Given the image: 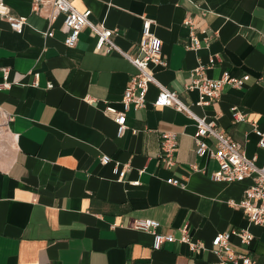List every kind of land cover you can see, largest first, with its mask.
Listing matches in <instances>:
<instances>
[{
	"label": "crops",
	"instance_id": "0c3cea01",
	"mask_svg": "<svg viewBox=\"0 0 264 264\" xmlns=\"http://www.w3.org/2000/svg\"><path fill=\"white\" fill-rule=\"evenodd\" d=\"M72 1L79 10L92 11V22L115 30V44L135 56L144 20H152L168 61L165 68L154 67L157 80L195 114L214 120L248 157L263 160L253 129L264 131V0ZM0 3L27 18L17 32L0 13V84L3 68L10 69V82L25 76L0 91V264H216L213 238L242 228L255 236L252 259L264 264V227L250 224L230 205L242 199L250 181L211 178L218 165L197 156L193 119L174 107H155L159 90L151 85L146 107L127 112L128 127L119 136L105 108L122 110L136 68L116 51L97 52L98 37L89 27L81 30L76 46L67 47L63 18L51 28L50 6L40 14L32 0ZM189 17L202 42L199 50L187 48ZM199 65L212 79L224 71L251 78L241 89L227 85L214 105L199 106L198 91L186 90ZM35 75L38 87L31 85ZM233 107L248 121L233 123ZM165 132L177 136L171 167L160 158ZM103 155L128 165L124 183L113 174V163H101ZM192 163L199 170H192ZM171 178L183 186L169 184ZM138 180L139 186L131 184ZM138 218L157 220L159 232L177 239L187 227L206 249L193 253L176 241L154 250L152 235L131 227Z\"/></svg>",
	"mask_w": 264,
	"mask_h": 264
},
{
	"label": "built area",
	"instance_id": "2783aa9c",
	"mask_svg": "<svg viewBox=\"0 0 264 264\" xmlns=\"http://www.w3.org/2000/svg\"><path fill=\"white\" fill-rule=\"evenodd\" d=\"M205 1V0H201ZM33 11L40 13L47 6H50L48 14L49 23L52 25L62 17L63 29L66 33L65 45L74 47L77 45L81 30L89 27L98 37L96 45L97 52L111 53L116 51L125 57L135 68L136 73L131 76L123 93L121 103L122 110L112 105L105 108L106 113L112 116L117 125L118 135L121 136L127 129V112L130 109L140 110L147 105V94L151 85L158 88L159 94L154 101L155 107H174L178 111L186 113L193 119L197 125L194 134L196 144V154L198 157H209L216 161L218 168L212 174L211 178L216 182L223 183H242L250 181L244 191L242 199L238 202L231 201L230 205L240 209L246 215L248 221L252 225L264 227V158L260 162L259 156L254 155L248 157L241 143L235 141L226 132L220 130L214 120H208L195 114L189 106H187L175 91H171L165 85L160 83L155 77L154 67H167L168 61L163 54V42L157 37L152 27L154 22L150 19L144 20L142 35L137 43L138 55H132L128 51H123L114 42L115 30L107 29L103 24H96L91 21V10L81 11L73 3L72 0H32ZM0 13L7 19L10 27L22 32L27 24L26 17L14 16L10 9L0 3ZM204 15V14H203ZM184 24L191 31V42L187 46L191 50H199L201 48V40L196 34V26L194 19L189 17ZM47 36L52 37L54 31L50 29L46 32ZM211 37H207L206 41H210ZM207 67L199 65L192 71L191 81L186 85L187 91H198L199 106L214 105L221 97L224 88L230 85L235 88H243L250 80L251 76L245 74L238 77L224 71L217 79L209 78L206 75ZM4 82L0 84V91L9 90L13 84L20 83L21 79L14 82L9 81L10 69L3 68ZM32 86L38 87L39 81L35 75ZM53 83H48V88H53ZM87 101L94 100L87 97ZM233 123H241L248 121V115L241 111L238 107L231 109ZM254 133L258 136V147L264 151V131L254 126ZM209 140L212 142L210 143ZM161 161L167 167H171L176 163L175 153L178 150L177 136L172 132L162 133L161 142ZM103 165H113V174L117 177V181L124 183L128 172V165L122 166L119 161H114L108 155L101 157ZM192 170H199L198 165L192 163ZM167 182L174 186H183V182L177 178L168 179ZM134 186H139L141 182H131ZM161 224L154 219H134L131 227L135 230L146 232L153 237V249L161 250L166 243H174L176 241L189 245L193 253L204 251L205 244L192 239L187 227L181 229V237L177 239L173 234L159 232ZM237 239V243L234 242ZM255 239L254 234L247 228L233 229L218 233L212 240L211 251L218 257L216 264H256L252 259L251 246Z\"/></svg>",
	"mask_w": 264,
	"mask_h": 264
}]
</instances>
